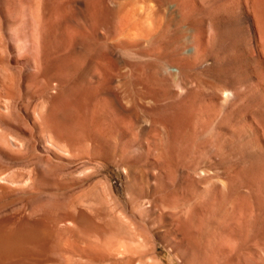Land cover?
I'll return each mask as SVG.
<instances>
[{
  "label": "rangeland",
  "instance_id": "374dc122",
  "mask_svg": "<svg viewBox=\"0 0 264 264\" xmlns=\"http://www.w3.org/2000/svg\"><path fill=\"white\" fill-rule=\"evenodd\" d=\"M254 1L0 0V264H264Z\"/></svg>",
  "mask_w": 264,
  "mask_h": 264
},
{
  "label": "bare ground",
  "instance_id": "6f19581e",
  "mask_svg": "<svg viewBox=\"0 0 264 264\" xmlns=\"http://www.w3.org/2000/svg\"><path fill=\"white\" fill-rule=\"evenodd\" d=\"M40 1H41V0H40ZM259 1H260V0H259ZM36 2H38V1H36ZM262 3H263V2H262ZM257 4H258V3H257ZM25 5H26V4H25ZM255 5H256V4H255V1H254V0H251V6H252L253 9L256 10ZM40 6H41V5H40ZM25 8H26V7H25ZM25 8L23 7V9H25ZM260 8H261V7H260ZM26 9H27V8H26ZM38 10H39V9H38ZM26 11H27V10H26ZM26 11H25V12H26ZM36 11H37V10H36ZM259 11H260V10H259ZM23 12H24V10H23ZM33 12H34V11H33ZM31 14H32V11H31ZM37 14H38V13H37ZM38 15L40 16V14H38ZM50 15H51V14H50ZM258 16H259V15H258ZM263 16H264V15H263ZM50 17H51V16H50ZM25 18H26V17H25ZM32 18H33V17H32ZM38 18H39V17H38ZM38 18H37V19H38ZM20 19H21V18H20ZM38 20H39V19H38ZM33 21H34V20H33ZM35 21H36V20H35ZM255 28H256V30H257L258 32H262L263 27H262V25L260 24V22H259L258 20H256V22H255ZM17 37H18V35L16 36V38H17ZM18 39H19V38H18ZM215 44H216V43H215ZM260 47H264V37H263V39H262V42H261L259 45L256 46L257 49L260 48ZM27 55H28V54H27ZM256 55H257V54H256ZM45 67H46V66H45ZM44 70H45V69H44ZM46 70H47V69H46ZM52 71H53V70H52ZM52 71H51V72H52ZM263 74H264V73H263ZM12 235H13V234H12ZM4 236H5V234H4ZM4 236H3V237H4ZM3 237H1V238L4 239L5 237H4V238H3ZM8 237H9V236L7 235V238H8ZM22 237H23V236H22ZM7 238H6V239H7ZM9 238H10V237H9ZM9 238H8V239H9ZM8 239H7V241H8ZM15 239H16V238H15ZM15 239H14V241L16 242ZM9 240H11V239H9ZM4 242H5V240H4ZM8 242H9V241H8ZM8 242H7V243H8ZM11 242H12V241H11ZM11 242H10V243H11ZM7 243H5V244H7ZM0 246H2V245L0 244ZM7 246H9V245L7 244ZM7 246H6V247H7ZM10 246H11V245H10ZM1 248H2V247H1ZM6 249H7V248H6ZM81 255H82V254H81ZM83 255H84V254H83ZM83 255H82V256H83Z\"/></svg>",
  "mask_w": 264,
  "mask_h": 264
}]
</instances>
